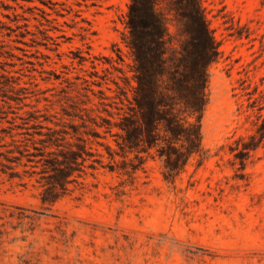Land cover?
Segmentation results:
<instances>
[{"label": "rangeland", "instance_id": "1", "mask_svg": "<svg viewBox=\"0 0 264 264\" xmlns=\"http://www.w3.org/2000/svg\"><path fill=\"white\" fill-rule=\"evenodd\" d=\"M0 2L13 6L0 4L11 15L0 19L14 28L0 31V73L11 76L0 74V264H264V0H201L219 56L208 69L201 150L174 170L156 148L121 146L107 120L117 115L99 103L112 74L89 88L78 77L91 78L92 61L100 74H121L108 60L118 53L128 69L130 0ZM26 29L34 34L20 35ZM28 110L52 126L43 114L64 116L88 138L90 156L65 192L46 162L58 149L34 133L46 128L22 120Z\"/></svg>", "mask_w": 264, "mask_h": 264}, {"label": "trees", "instance_id": "2", "mask_svg": "<svg viewBox=\"0 0 264 264\" xmlns=\"http://www.w3.org/2000/svg\"><path fill=\"white\" fill-rule=\"evenodd\" d=\"M61 3L67 4V1ZM0 4L4 8H13L1 2ZM34 7L47 14L42 7ZM0 13L11 17L8 13ZM126 16L127 33H124L123 39L132 58V62L127 63L128 69L116 64L119 63L118 60L124 62L118 53V59L108 60L111 67L119 70L121 74H114L110 67H105L104 74H100L97 65L92 61L93 69L88 71L91 78L78 77L89 88L91 84H102L93 76L104 79L108 74H112L109 78L115 87L107 86L112 94H106L102 88L98 89L101 99L99 103L111 106L112 109L105 107L104 110L113 117L117 115V119L107 120L110 125L121 129L118 133L122 137L121 146L130 151H149L156 148L160 156H166L167 167L174 170L186 164L192 154L201 150L200 118L207 103L208 69L219 56L218 42L201 0H130ZM12 17L15 20L19 17L28 20V17L19 12H13ZM44 18L50 20L45 16ZM40 24L44 25L42 21ZM23 25L27 27L28 23ZM3 27L14 31L12 26L0 19V31ZM46 30L43 29L44 32ZM26 33L32 32L26 29V32H20V35L26 36ZM6 34L11 36L10 32ZM4 44L5 40L0 39V46L3 47ZM85 59L81 57V61ZM0 74L6 80L11 78L9 74ZM64 80L69 82L70 78L64 77ZM90 89L93 93L96 92ZM79 109L85 110L87 114L92 110L91 107ZM26 112L27 115L21 117L26 120L24 122L33 121L40 128H46L43 131H34L43 136L40 138L43 146H55L58 149V153L50 152L55 155L46 159V162L54 170L52 179L60 186L61 192H65L68 183L73 180L71 176L78 169L77 164L90 156L86 148L88 138L83 137L78 124L68 123L64 116L43 114V121L52 122L55 125L52 126L42 123L34 111ZM66 114L72 118L78 116L82 120L80 125H86L87 119L82 114L70 111H66ZM52 116L58 120L52 119ZM193 116L194 121L188 120V117ZM88 118L93 119L89 114ZM2 130L7 131L6 128ZM15 134L10 132L9 143L18 149L22 139L15 137ZM68 137L76 138L77 141ZM0 138L3 136L0 135ZM61 146L65 149L60 148ZM244 148L249 147L244 145Z\"/></svg>", "mask_w": 264, "mask_h": 264}]
</instances>
